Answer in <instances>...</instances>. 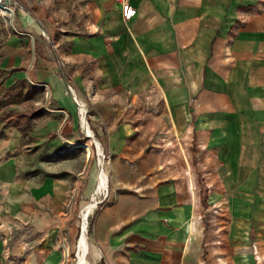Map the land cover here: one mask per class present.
Segmentation results:
<instances>
[{"label": "crops", "instance_id": "crops-1", "mask_svg": "<svg viewBox=\"0 0 264 264\" xmlns=\"http://www.w3.org/2000/svg\"><path fill=\"white\" fill-rule=\"evenodd\" d=\"M129 2L128 22L114 0L0 9V73L52 107L31 138L77 141L84 106L108 158L91 259L264 264V0ZM14 127H0V264H62L80 184L45 175Z\"/></svg>", "mask_w": 264, "mask_h": 264}, {"label": "rangeland", "instance_id": "rangeland-1", "mask_svg": "<svg viewBox=\"0 0 264 264\" xmlns=\"http://www.w3.org/2000/svg\"><path fill=\"white\" fill-rule=\"evenodd\" d=\"M5 15L9 18H14V14L13 16H10L5 13ZM48 99L46 91L43 88L33 89L31 88L30 83L26 80L13 83L11 82V78H8L6 74L0 73V127L11 128L15 126L18 129H21L23 133L27 134L30 143L33 142L32 140H35L36 148H34V150L38 162L49 165V167L46 168L45 175L58 176L66 179L72 176L78 179V183L80 184L79 195L75 198L73 205V209L76 208L75 213L79 220L77 238L73 244H70V247L66 246L69 248L68 256H66V253L64 252L65 248L59 244V248L65 253L62 264H78L80 261L78 257V243L83 234L82 219L84 214L90 207H95L86 224V236L88 240L90 218L98 206H100V202L108 197L104 191L102 193L98 192L99 163H101L102 157L100 158V156L103 155V151L102 154H100L99 149L97 148L99 143L87 137L91 136L92 132L87 133L86 136L82 126V119H80L78 129L80 136L77 141L71 143L64 141L61 148L56 150L49 149L50 141L48 139L43 141L40 140V138H31L30 135H34L37 130L44 129L53 118L51 112L52 107ZM88 113L89 111H86V122ZM56 133L59 134L57 131ZM60 134L66 136L64 128ZM92 141H94V143H92ZM95 142L96 144L98 143L97 146L95 145ZM83 144H90V147L92 148L91 157L87 150L82 146ZM106 165L107 161L105 163V172L100 173L99 181L105 173L108 175ZM91 181H93L92 185ZM86 205L89 206L83 210ZM87 258L91 264H96L91 259L90 251Z\"/></svg>", "mask_w": 264, "mask_h": 264}, {"label": "bare ground", "instance_id": "bare-ground-1", "mask_svg": "<svg viewBox=\"0 0 264 264\" xmlns=\"http://www.w3.org/2000/svg\"><path fill=\"white\" fill-rule=\"evenodd\" d=\"M4 13H7L9 14L10 16H13V9L10 8V11L9 12H5ZM85 112L86 110L85 109H82V112H81V119H82V126H83V129L87 135V133H91V130L89 129V126L87 125V122L85 120ZM98 144V143H97ZM96 142H95V145L97 146ZM88 152L89 156L91 157L92 155V148L90 147V144H83L82 145ZM98 149H99V153L102 154V148L101 146L98 144ZM103 156V155H102ZM101 156V157H102ZM89 157V158H90ZM103 162V158L101 160V164ZM101 172H105L103 170H99V174H98V183H99V188H98V192L99 193H102L104 191L105 194L108 193V190H109V184H108V177H107V174L105 173V175H103L99 181V175ZM108 187V188H107ZM99 196V195H98ZM93 206V205H92ZM95 206V205H94ZM95 207H90L86 213L84 214V217L82 219V222H83V225H82V229H83V234L81 236V239L78 243L79 245V252H78V257L80 259L79 263L78 264H91L89 261H88V252H89V245H88V240H87V236H86V224H87V220L90 216V214L93 212ZM69 254V250L66 249V255L68 256Z\"/></svg>", "mask_w": 264, "mask_h": 264}, {"label": "built area", "instance_id": "built-area-1", "mask_svg": "<svg viewBox=\"0 0 264 264\" xmlns=\"http://www.w3.org/2000/svg\"><path fill=\"white\" fill-rule=\"evenodd\" d=\"M114 1H115V3H117L121 6L123 18L125 21H127V22L131 21L137 15V9L132 4H130L129 0H114ZM68 90H69V93H71L74 96L73 88L71 85H68ZM74 99H75V96H74ZM76 102L78 103L77 100H76ZM78 105H79V103H78ZM81 108L85 109L88 112V110L86 108H84V106H81ZM82 109L80 110V114L82 112ZM85 114H86V112H85ZM100 158H101V156H100ZM102 158H103V162H102V164L99 163V169L105 171V163L108 160V158L104 152H103ZM99 162H100V159H99ZM108 194L109 193H107V196H108Z\"/></svg>", "mask_w": 264, "mask_h": 264}, {"label": "water", "instance_id": "water-1", "mask_svg": "<svg viewBox=\"0 0 264 264\" xmlns=\"http://www.w3.org/2000/svg\"><path fill=\"white\" fill-rule=\"evenodd\" d=\"M12 5L13 0H0V9L5 12H9Z\"/></svg>", "mask_w": 264, "mask_h": 264}, {"label": "trees", "instance_id": "trees-1", "mask_svg": "<svg viewBox=\"0 0 264 264\" xmlns=\"http://www.w3.org/2000/svg\"><path fill=\"white\" fill-rule=\"evenodd\" d=\"M88 206H89V205H86V206L83 208V210H85Z\"/></svg>", "mask_w": 264, "mask_h": 264}]
</instances>
